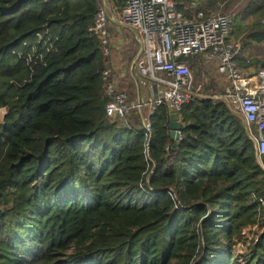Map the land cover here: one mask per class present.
Returning <instances> with one entry per match:
<instances>
[{
	"label": "trees",
	"instance_id": "obj_1",
	"mask_svg": "<svg viewBox=\"0 0 264 264\" xmlns=\"http://www.w3.org/2000/svg\"><path fill=\"white\" fill-rule=\"evenodd\" d=\"M175 2L185 14L238 3ZM98 3L0 0V264H239L264 157L222 100L189 101L177 142L164 105L149 131L134 112L107 119ZM248 19L241 51L264 42V0L241 3L231 37ZM242 264H264V234Z\"/></svg>",
	"mask_w": 264,
	"mask_h": 264
},
{
	"label": "built area",
	"instance_id": "obj_2",
	"mask_svg": "<svg viewBox=\"0 0 264 264\" xmlns=\"http://www.w3.org/2000/svg\"><path fill=\"white\" fill-rule=\"evenodd\" d=\"M98 2L93 33L105 59L102 80L107 119L122 121L134 112L149 131V116L159 106L164 105L171 113L179 114L189 101L201 98V85L192 90L194 80L189 66L190 61L199 58L208 65H215L216 73L226 81L220 100L242 118L257 157H264V65L255 72L239 68L241 45L231 37L233 17L230 14L221 10L205 13L195 8L185 14L177 10L175 0H123L118 24L135 32L141 47L135 66L141 78L151 81L148 113L142 117L140 109L145 106L144 102L129 100L107 62L112 54L110 19L105 1ZM158 73L165 74L166 80L157 78ZM5 115L6 109L0 108V124ZM258 203L259 222L243 228L233 241L231 254L239 264L250 243H256L264 234V200L258 199Z\"/></svg>",
	"mask_w": 264,
	"mask_h": 264
},
{
	"label": "crops",
	"instance_id": "obj_3",
	"mask_svg": "<svg viewBox=\"0 0 264 264\" xmlns=\"http://www.w3.org/2000/svg\"><path fill=\"white\" fill-rule=\"evenodd\" d=\"M104 1L110 19L109 32L111 36V43L113 44L112 54L107 62L109 66L114 70L113 73L116 79L117 77L122 78L124 76V80L126 81L124 84L126 85V87H122L120 85L119 86L120 89H122V91L127 93L129 100L144 102L145 106L142 107V109H140L141 112L140 115L142 117H146L149 107L148 99L151 97L152 93L149 90V83L147 84L145 81L137 79L140 75L135 65H136V60L138 59L141 52L140 43L137 40H135V35L134 33L131 32L133 30L128 29L127 31H129V33L125 34V31H123L124 27L118 24V18L123 8V3H124L123 0H104ZM132 43L133 45H131ZM249 51H253V50L250 49L249 47H246V49H243L241 51L238 57V63H243L246 65L245 68L242 67L243 70L255 72L262 65L261 66L257 65L256 67H254V63H250L253 62V59L257 58V56H254ZM189 66L193 76H196L198 79L201 80V82H204V85L206 82H209L210 77L211 79H214V83H217L216 89H218V92L220 91L219 93L220 95L207 97L204 96L203 94V86L202 84H200L201 82H198L196 86L198 85L202 86L201 97L203 96L205 97V99L208 98V99L220 100V98L225 93L227 83L216 73L215 65H208L202 59L194 58L192 61H190ZM117 81L119 82V80ZM143 83L146 84V86ZM139 85L146 90V93H148L146 98L141 97V90L139 88ZM220 85L225 86L223 87V90L220 88ZM178 123L180 124L179 119H178Z\"/></svg>",
	"mask_w": 264,
	"mask_h": 264
},
{
	"label": "rangeland",
	"instance_id": "obj_4",
	"mask_svg": "<svg viewBox=\"0 0 264 264\" xmlns=\"http://www.w3.org/2000/svg\"><path fill=\"white\" fill-rule=\"evenodd\" d=\"M238 1V3H236L235 5H233V6H231L228 10H226V9H224L223 10V5L224 4H217L218 5V8L221 10V12H227L228 14H230L232 17H234V19H235V17H236V15H237V13L239 12V8H240V6H241V3L243 2V1H245V0H237ZM183 12H185L184 11V9H183ZM254 19H248V21H246L244 24H243V30L241 31V33L239 34V36H238V38L234 35L232 38H233V40H235V41H237L238 43H241V44H243L242 42H243V40L245 39V37L247 36V34L249 33L248 32V30H247V27L246 26H248V25H251L252 23H254ZM262 25H264V23L262 24ZM128 29H123V31H125V34L127 33H129V31H127ZM132 33H134V35H136L135 34V32H133V31H131ZM130 38V37H129ZM135 40H137L136 39V36H135ZM131 45H133V43L131 44ZM112 46H113V44H112ZM250 49H252L253 51H249L251 54H253L254 56H257V58H255V59H253V62H250V63H254V67H256L257 65H263L264 64V42H262V43H260V44H254V43H252V45H250V46H248ZM243 49H246V47L245 48H243L242 47V50ZM248 50V49H247ZM237 64H238V66H239V68H241L242 69V67H246V65L245 64H243V63H238L237 62ZM262 67V66H261ZM156 77L157 78H160V79H163V80H166V76H165V74H162V73H158V74H156ZM215 77V76H214ZM141 77L139 76L137 79H139V80H143V81H145L147 84L149 83V82H151L150 80H147V79H140ZM117 80H119V85L120 86H122V87H126V85L124 84L126 81L124 80V76L122 77V78H119V77H117ZM139 80H137V81H139ZM193 85H192V90H194L195 88H196V85H197V83L198 82H201V80L200 79H198L196 76H193ZM209 83V84H208ZM200 84H202V86H203V94H204V96H207V97H209V96H216V95H220L219 93H220V91L218 92V89H216L217 88V83H214V79H211V77L209 78V82H206L205 83V85H204V82H201ZM223 87H225V86H223V85H220V88L223 90ZM226 87H227V84H226ZM139 88H140V90H141V97L142 98H146L147 97V94L148 93H146V90L142 87V86H140L139 85ZM122 90V89H121ZM218 98V97H217ZM200 99H205V97H201ZM215 100V99H214ZM231 249H232V247H231Z\"/></svg>",
	"mask_w": 264,
	"mask_h": 264
},
{
	"label": "water",
	"instance_id": "obj_5",
	"mask_svg": "<svg viewBox=\"0 0 264 264\" xmlns=\"http://www.w3.org/2000/svg\"><path fill=\"white\" fill-rule=\"evenodd\" d=\"M180 124L178 123V114L171 113L169 116V136L172 141L177 142L180 138Z\"/></svg>",
	"mask_w": 264,
	"mask_h": 264
}]
</instances>
